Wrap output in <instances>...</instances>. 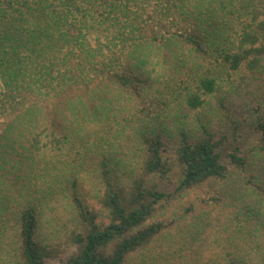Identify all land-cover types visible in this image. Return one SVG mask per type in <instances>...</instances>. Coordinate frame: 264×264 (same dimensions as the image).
Segmentation results:
<instances>
[{
    "label": "trees",
    "instance_id": "obj_1",
    "mask_svg": "<svg viewBox=\"0 0 264 264\" xmlns=\"http://www.w3.org/2000/svg\"><path fill=\"white\" fill-rule=\"evenodd\" d=\"M53 259L264 264V0H0V264Z\"/></svg>",
    "mask_w": 264,
    "mask_h": 264
},
{
    "label": "rangeland",
    "instance_id": "obj_2",
    "mask_svg": "<svg viewBox=\"0 0 264 264\" xmlns=\"http://www.w3.org/2000/svg\"><path fill=\"white\" fill-rule=\"evenodd\" d=\"M246 88H244L245 90ZM234 101H238L239 98L237 96L233 97L232 98ZM235 179H239L238 177L235 178ZM87 194L89 196H87V202L89 204V206L91 208H93L94 210H97L98 209V205L96 203V200L95 198L92 196V193H88ZM52 216H49V214L47 213L44 217H43V226H44V231L42 232V234H47V235H50V239L52 240H55L57 239L60 234H57L56 236H53V234H56L58 232H61L63 233L64 230L62 229L63 227H65V224H68L69 225V219H66V215H58L57 218L55 219H51ZM49 221V222H47ZM50 231V232H49ZM159 242H160V239H159ZM71 251V247H66L65 248V252L63 253V255L61 256L62 257H66V255ZM61 261L60 259H53V260H50L48 262V264H60Z\"/></svg>",
    "mask_w": 264,
    "mask_h": 264
}]
</instances>
